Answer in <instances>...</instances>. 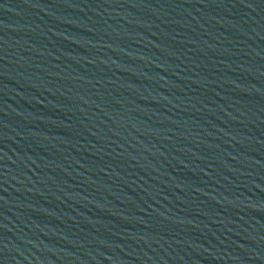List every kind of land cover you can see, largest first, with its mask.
I'll list each match as a JSON object with an SVG mask.
<instances>
[{"label": "water", "instance_id": "water-1", "mask_svg": "<svg viewBox=\"0 0 264 264\" xmlns=\"http://www.w3.org/2000/svg\"><path fill=\"white\" fill-rule=\"evenodd\" d=\"M0 264H264V0H0Z\"/></svg>", "mask_w": 264, "mask_h": 264}]
</instances>
